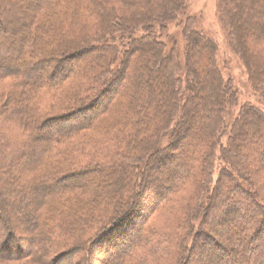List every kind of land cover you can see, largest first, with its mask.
<instances>
[{
  "label": "trees",
  "instance_id": "16d2710c",
  "mask_svg": "<svg viewBox=\"0 0 264 264\" xmlns=\"http://www.w3.org/2000/svg\"><path fill=\"white\" fill-rule=\"evenodd\" d=\"M187 7L0 0V264H96L102 242L113 264H264V110L229 119L236 88ZM217 7L264 101V0ZM180 16L181 52L160 34Z\"/></svg>",
  "mask_w": 264,
  "mask_h": 264
},
{
  "label": "rangeland",
  "instance_id": "374dc122",
  "mask_svg": "<svg viewBox=\"0 0 264 264\" xmlns=\"http://www.w3.org/2000/svg\"><path fill=\"white\" fill-rule=\"evenodd\" d=\"M244 8L245 7L242 8V12L244 11ZM187 16L191 18L190 21H192L193 27L204 32V34H206L207 36H209L211 39L215 41L217 45L216 63L218 67L220 68L223 76L226 79L230 78L234 87L236 88L238 103H237V106L231 109V113L228 116L229 119L232 120L233 118L236 117L239 106L244 103H251V104L260 106L264 110V101H262L259 98L258 94L253 91L250 83L248 82L247 72H246V69L244 67L242 60L234 53V51L232 50L231 46L229 45L226 39L224 28L222 27L221 21L219 20L217 0H188ZM185 18L184 16H180L178 19H175L174 21L169 22L166 25L167 29L163 33H160L161 39L167 40L169 38V44H168L169 47H171L175 43L176 45H178L180 52L183 47L181 29L183 25L186 24ZM247 43L250 45V42H247ZM80 47H83V45H81ZM73 49H75V51L78 50L77 46H74ZM87 52L88 51H86V53L83 55L81 60H85L86 58V60L91 63L92 59L94 60L95 58L93 56L87 57L89 53ZM20 61L30 62V60L27 59V56L19 57V58L17 57V62H20ZM44 66L45 67H44L43 72L47 74L50 69V64L44 63ZM156 74H157V71L156 69H154V71H151L150 76L154 78ZM125 77H127V73L124 74L123 81H125ZM123 81H122V85H124L123 86V89H124L125 87H127L126 86L127 83L126 82L123 83ZM1 88L2 87L0 86V89ZM153 88L154 89H152V92L156 93L155 89L157 88L161 89V86L159 84H156L153 86ZM147 95H148V92H147ZM154 100L158 101L157 98ZM46 130L50 131L51 129L47 128ZM242 140L243 142H245V139H242ZM220 167H221V163L217 161L215 163V168L212 173V178H213L212 183H214V181L217 179L218 171ZM172 168H174V166H171L170 173H171ZM108 179L109 180L112 179L111 176ZM94 180L96 181L98 179L94 178ZM21 185L23 186L22 182H21ZM20 202L21 201H19L18 198L16 197V199L14 198V200L10 203V209H11L10 211L13 214L15 220H16V217H15L16 215H20L25 210L28 211V209L31 210L32 208L31 203L28 200V198L26 199V201H24V203H20ZM139 211H140V207H139ZM211 217L213 218L212 214H211ZM167 218L168 216L165 218H162L161 219L162 223H164ZM27 226H28V223L26 220L20 221L18 227L21 230V232H16V233L20 234V237L22 238H25V237L31 238L32 236L31 229H29V232L28 231L22 232V229L28 230ZM117 231L118 230H116L115 232ZM223 233L227 235L229 232L227 230H224ZM178 234H180V232H178ZM34 236H35V239H37V235L35 234ZM106 237L109 238V234H107ZM110 246H111V243H109V245L107 246V243H103V242L101 245H99L98 250L102 252H97L96 254L97 257L95 259L96 264H113L115 262L116 258L112 257L113 260H110L111 255H109L107 252V251L109 252L113 251V248H111ZM103 250H105V252ZM84 252H85V246L82 245L81 249L77 251L75 256H78L79 254L82 255ZM43 258L46 260V257H43ZM48 258L49 257H47V259ZM62 264H72V261L69 260L68 262H64Z\"/></svg>",
  "mask_w": 264,
  "mask_h": 264
},
{
  "label": "bare ground",
  "instance_id": "6f19581e",
  "mask_svg": "<svg viewBox=\"0 0 264 264\" xmlns=\"http://www.w3.org/2000/svg\"><path fill=\"white\" fill-rule=\"evenodd\" d=\"M79 257H80V256L78 255V258H79ZM110 257H111V258H110V260H111L113 256H110ZM65 260H66V259H65ZM63 262H64V260H63Z\"/></svg>",
  "mask_w": 264,
  "mask_h": 264
},
{
  "label": "snow or ice",
  "instance_id": "6c2138e0",
  "mask_svg": "<svg viewBox=\"0 0 264 264\" xmlns=\"http://www.w3.org/2000/svg\"><path fill=\"white\" fill-rule=\"evenodd\" d=\"M3 242L2 241H0V244H2Z\"/></svg>",
  "mask_w": 264,
  "mask_h": 264
}]
</instances>
